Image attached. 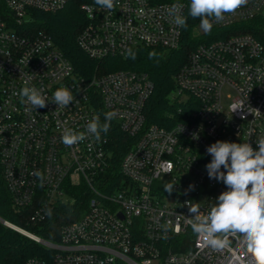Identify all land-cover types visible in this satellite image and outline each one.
Segmentation results:
<instances>
[{
	"label": "built area",
	"instance_id": "obj_1",
	"mask_svg": "<svg viewBox=\"0 0 264 264\" xmlns=\"http://www.w3.org/2000/svg\"><path fill=\"white\" fill-rule=\"evenodd\" d=\"M69 1L0 0V164L12 205L30 207L34 223L59 203L78 197L84 206L70 210L57 241L0 217L54 252L51 262L34 257L27 264H255L242 237L217 250L194 233L189 203L207 214L227 190L209 178L211 144L248 142L258 150L264 137V0H248L207 33L200 21L191 33L172 22V4L182 5L185 16L179 1L115 0L112 11L94 0L81 3L86 22L77 43L95 60L126 58L139 46L169 52L193 45L169 95L178 112L187 111L169 126L148 122L155 90L148 72L85 76L50 34L32 26L36 13L56 12ZM24 86L41 89L46 107L26 110L30 105L18 95ZM61 86L74 95L66 108L52 102ZM109 111L117 112L111 127L132 138L118 162L120 176L108 132L71 147L61 140L65 128L86 131L93 116L103 124ZM166 183L174 184L171 194Z\"/></svg>",
	"mask_w": 264,
	"mask_h": 264
},
{
	"label": "clouds",
	"instance_id": "obj_2",
	"mask_svg": "<svg viewBox=\"0 0 264 264\" xmlns=\"http://www.w3.org/2000/svg\"><path fill=\"white\" fill-rule=\"evenodd\" d=\"M95 4L104 10L112 11L115 0H94ZM248 0H190L188 15L199 18L201 29L207 33L213 27V22H223L228 15H234ZM182 5L172 4L167 8V15L177 27H187V17L182 14ZM128 56L135 59V53L129 49ZM156 54L150 53L149 58ZM30 79V78H29ZM28 85V81H25ZM18 95L21 102L30 105L31 109L44 108L47 97L41 89L34 86H24ZM74 101V95L69 87L57 88L52 102L58 108H66ZM259 112V111H257ZM117 112L105 113V122L100 123L98 115L86 125V131L77 132L65 128L61 137L65 146L78 145L89 136L96 140L101 134H106L111 121ZM258 150L253 149L250 143H235L216 141L207 148L211 161L206 165L209 178L222 181L227 190L223 191L214 206L207 214L201 213L197 205L189 203V218L194 233L205 238L212 248L222 250L228 248L231 238L242 237V243L247 252L254 258L255 264H264V137L256 141ZM223 169V171L221 170ZM35 175L43 181L41 173ZM42 186V183H41ZM174 184L166 183L164 191L171 194ZM51 215V210H48Z\"/></svg>",
	"mask_w": 264,
	"mask_h": 264
},
{
	"label": "trees",
	"instance_id": "obj_3",
	"mask_svg": "<svg viewBox=\"0 0 264 264\" xmlns=\"http://www.w3.org/2000/svg\"><path fill=\"white\" fill-rule=\"evenodd\" d=\"M83 1L86 0H70L56 12H38L35 14L32 26L50 34L57 47L71 60L75 69L85 76L120 68H133L148 72L155 82V90L146 110L148 122L169 126L172 121L182 120L185 111H187V106H184L182 112H178L179 103L171 102L169 95L175 88L174 75L186 61L189 49L193 45L189 44L169 52H164L157 47L139 46L132 50L135 53V59L127 56L126 58L108 57L101 61L95 60L77 43V35L86 22L85 13L80 7ZM154 1L182 2L185 6V17H187V33H191L193 26L200 21L199 18L194 19L188 15L190 0ZM153 52L156 55L149 58V54ZM171 113L173 114L172 119L169 115ZM108 135L111 140V148L117 158L114 173L120 176L118 162L128 149L132 138L116 126L113 128L110 126ZM79 202L77 197L74 204L59 203L51 209V215H47L46 219L34 223L30 221L32 213L30 207L17 209L12 205L10 193L2 180L0 164V217L3 219L29 229L48 240L57 241L60 227L68 220L70 210L84 207L79 206ZM53 253L52 249L46 248L0 220V264H27L28 260L34 257L51 262Z\"/></svg>",
	"mask_w": 264,
	"mask_h": 264
},
{
	"label": "water",
	"instance_id": "obj_4",
	"mask_svg": "<svg viewBox=\"0 0 264 264\" xmlns=\"http://www.w3.org/2000/svg\"><path fill=\"white\" fill-rule=\"evenodd\" d=\"M1 219V218H0Z\"/></svg>",
	"mask_w": 264,
	"mask_h": 264
}]
</instances>
